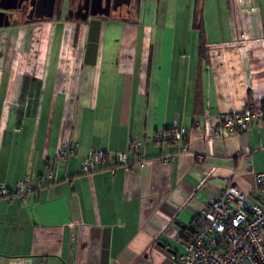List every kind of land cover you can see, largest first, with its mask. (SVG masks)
<instances>
[{
	"label": "crops",
	"instance_id": "0c3cea01",
	"mask_svg": "<svg viewBox=\"0 0 264 264\" xmlns=\"http://www.w3.org/2000/svg\"><path fill=\"white\" fill-rule=\"evenodd\" d=\"M138 2L0 28V183L31 177L40 191L0 199V264H176L194 217L229 178L258 200L264 122L214 131L252 96L264 100V0ZM175 126L186 153L151 141ZM133 137L148 140L145 163L132 153L131 171L114 166L108 156ZM72 142L77 153L60 159ZM96 151L105 168L86 175Z\"/></svg>",
	"mask_w": 264,
	"mask_h": 264
},
{
	"label": "built area",
	"instance_id": "2783aa9c",
	"mask_svg": "<svg viewBox=\"0 0 264 264\" xmlns=\"http://www.w3.org/2000/svg\"><path fill=\"white\" fill-rule=\"evenodd\" d=\"M263 122L262 104L254 95L243 111L224 116L216 126L214 135L221 138L226 131L244 134L253 123ZM151 141L157 145L170 144L178 147L177 152L186 153L190 150L186 130L176 126L158 131ZM147 145V139L133 137L126 152L108 157L114 166L131 171L134 163L129 161L128 155L135 153L142 166L145 158L141 152ZM77 151L78 144L72 142L60 152L59 158L67 160ZM249 152L246 149V153ZM106 155L104 151H96L86 157L82 163L84 174L92 175L104 169ZM173 159L174 153H169L162 157V162L171 164ZM197 159H204V155L199 154ZM47 169V176L51 179L53 172L49 165ZM109 170L115 172V168ZM254 189L257 201L242 193L229 178L220 198L211 201L194 217L190 236L182 242L176 264H264V172L255 175ZM39 193L33 186L31 177L19 182L15 188H8L0 183V199L17 198L25 202L27 197Z\"/></svg>",
	"mask_w": 264,
	"mask_h": 264
},
{
	"label": "flooded vegetation",
	"instance_id": "af4514ba",
	"mask_svg": "<svg viewBox=\"0 0 264 264\" xmlns=\"http://www.w3.org/2000/svg\"><path fill=\"white\" fill-rule=\"evenodd\" d=\"M39 1L40 0H24L21 8L17 9L20 12H24V15L27 20H40L38 16L41 14L42 10L39 7ZM139 0H78L77 6L74 8L72 7V3L69 4V8L67 9L69 12V15L78 19V20H84V17L88 15V18L91 17V13L97 10H100L103 12V15H111L115 14L123 9L124 7L132 8L134 9L135 6L138 5ZM99 2L102 3V5H99ZM57 0L55 4V11L56 13L60 7H58L57 10ZM131 9V10H132ZM15 11H8L6 14V17H11V12ZM1 12V10H0ZM45 19V18H43Z\"/></svg>",
	"mask_w": 264,
	"mask_h": 264
},
{
	"label": "water",
	"instance_id": "95a60500",
	"mask_svg": "<svg viewBox=\"0 0 264 264\" xmlns=\"http://www.w3.org/2000/svg\"><path fill=\"white\" fill-rule=\"evenodd\" d=\"M24 0H0V28L7 27L10 25L9 19L6 17V12L15 11L21 8ZM103 2V0H101ZM99 2V5L102 3ZM56 0H40L39 7L42 10L38 16L39 19L52 18L55 11ZM91 16L103 15L100 10L94 11L90 14ZM88 19V15L84 17V20Z\"/></svg>",
	"mask_w": 264,
	"mask_h": 264
},
{
	"label": "rangeland",
	"instance_id": "374dc122",
	"mask_svg": "<svg viewBox=\"0 0 264 264\" xmlns=\"http://www.w3.org/2000/svg\"><path fill=\"white\" fill-rule=\"evenodd\" d=\"M78 0H57V9L58 7H60L61 11L64 13L63 15V19L66 18V14H67V9L69 8V4L72 3V7H76ZM7 14V12H6ZM11 17L7 16V18L9 19L10 24H17V23H26L29 20L26 19L24 12H20V11H16V12H11ZM56 15L55 14V19H56ZM50 166V165H49Z\"/></svg>",
	"mask_w": 264,
	"mask_h": 264
},
{
	"label": "trees",
	"instance_id": "16d2710c",
	"mask_svg": "<svg viewBox=\"0 0 264 264\" xmlns=\"http://www.w3.org/2000/svg\"><path fill=\"white\" fill-rule=\"evenodd\" d=\"M197 29L200 31V34H201V43H203L204 40H203V31H202V27L198 26ZM262 108H263V111H264V100L262 101ZM184 240H186V238H184Z\"/></svg>",
	"mask_w": 264,
	"mask_h": 264
}]
</instances>
